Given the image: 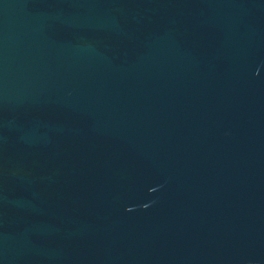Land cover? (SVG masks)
Listing matches in <instances>:
<instances>
[{"label": "water", "instance_id": "water-1", "mask_svg": "<svg viewBox=\"0 0 264 264\" xmlns=\"http://www.w3.org/2000/svg\"><path fill=\"white\" fill-rule=\"evenodd\" d=\"M264 121V0H0V264H237Z\"/></svg>", "mask_w": 264, "mask_h": 264}]
</instances>
